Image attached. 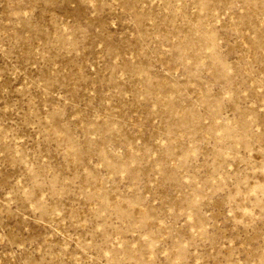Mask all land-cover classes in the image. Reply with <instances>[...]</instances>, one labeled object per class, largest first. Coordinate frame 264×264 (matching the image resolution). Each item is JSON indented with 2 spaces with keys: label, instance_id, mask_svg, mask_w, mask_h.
Returning a JSON list of instances; mask_svg holds the SVG:
<instances>
[{
  "label": "rangeland",
  "instance_id": "obj_1",
  "mask_svg": "<svg viewBox=\"0 0 264 264\" xmlns=\"http://www.w3.org/2000/svg\"><path fill=\"white\" fill-rule=\"evenodd\" d=\"M0 264H264V0H0Z\"/></svg>",
  "mask_w": 264,
  "mask_h": 264
}]
</instances>
